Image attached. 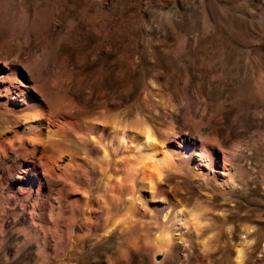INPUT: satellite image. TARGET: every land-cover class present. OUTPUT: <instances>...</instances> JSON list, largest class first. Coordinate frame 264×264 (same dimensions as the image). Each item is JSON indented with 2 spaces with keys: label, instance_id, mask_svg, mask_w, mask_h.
I'll use <instances>...</instances> for the list:
<instances>
[{
  "label": "rangeland",
  "instance_id": "rangeland-1",
  "mask_svg": "<svg viewBox=\"0 0 264 264\" xmlns=\"http://www.w3.org/2000/svg\"><path fill=\"white\" fill-rule=\"evenodd\" d=\"M0 63L59 124L37 176L0 92V264H264V0H0Z\"/></svg>",
  "mask_w": 264,
  "mask_h": 264
},
{
  "label": "bare ground",
  "instance_id": "bare-ground-1",
  "mask_svg": "<svg viewBox=\"0 0 264 264\" xmlns=\"http://www.w3.org/2000/svg\"><path fill=\"white\" fill-rule=\"evenodd\" d=\"M5 68L6 66L3 67L0 63V92L6 96L5 101L11 110L23 118V121H20L17 117H13V119L19 124L15 128L14 134H19V132H22L26 135V137L24 136V138L16 141L15 145L24 150L29 149L34 154H40L35 158L34 161H30L31 168L33 171H35L33 173L38 176L41 167L47 166L49 163V159L46 157L45 151L48 148L49 135L54 129V125L58 123L55 124V120L50 117L49 113L47 112V105L42 96L38 94L35 89H33L35 87L32 88L31 85H27L22 89L21 87L12 85L9 81L5 80ZM4 131L1 132L0 142L5 147H8L9 145L6 143L8 135ZM152 133L153 132L149 125L141 121L133 126L128 136L129 140L133 142V146H135L137 149L138 147L143 146L151 150L148 155L143 156L140 160L141 173L143 174L141 177V185H146L147 187L152 188V177L155 178L158 188H161L160 193L163 196V200H165V202L167 200L168 203L166 206H164V204L162 206L157 204V209L162 208L165 210L166 208L172 207L175 204L172 194L163 187L165 185V181L161 179L162 172L169 167V164L166 158V153L160 152L161 150L158 151L156 149ZM106 134L111 141L116 140L118 142H123V138L127 132L125 128L121 127L119 120L113 115L108 121ZM104 153L101 155V157L104 156ZM205 156L206 155L199 151H195L193 153L190 169L193 175L197 174L203 176L206 173L208 168V158L206 159ZM186 215L187 214L183 212L182 208L176 209L175 216L179 220ZM239 256H241L240 248H237L236 258Z\"/></svg>",
  "mask_w": 264,
  "mask_h": 264
}]
</instances>
